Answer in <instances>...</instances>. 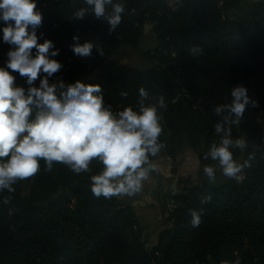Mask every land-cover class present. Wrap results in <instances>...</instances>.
Here are the masks:
<instances>
[{"label":"trees","instance_id":"trees-1","mask_svg":"<svg viewBox=\"0 0 264 264\" xmlns=\"http://www.w3.org/2000/svg\"><path fill=\"white\" fill-rule=\"evenodd\" d=\"M123 2L122 23L108 34L105 21L72 18L85 7L83 0H38L44 17L39 42L53 40L60 49L56 59L64 65L50 82L60 77L72 83L94 73L88 83L102 86L105 103L115 112L135 108L140 87L152 101L164 96V159H174L175 145L187 143L200 167L214 163L202 157L219 141L214 125L221 118L213 108L229 103L231 88L243 84L255 104L231 128L234 139L247 142L235 158L252 157L251 167L241 183L221 174V182L205 180L199 187L168 193L162 206L165 212L172 206L166 219L171 226L149 248L147 233L128 204L92 194L88 178L101 170L77 175L54 162L48 172L41 161L38 174L19 181L15 193L0 196V201L11 196L8 205L0 202V264H264V3L255 2L249 18L233 19L239 0ZM147 24L158 42L153 53L144 55L152 63L148 70L108 58L112 45L137 47ZM75 34L81 43L99 41L107 49L104 56L95 49L90 57L74 56L69 46ZM192 47L202 51L193 55ZM8 50L0 42V66ZM15 75L18 85L27 87L25 78ZM122 91L128 92L126 98ZM206 194L211 201L202 204ZM191 210L201 214L197 228L191 226Z\"/></svg>","mask_w":264,"mask_h":264},{"label":"clouds","instance_id":"clouds-1","mask_svg":"<svg viewBox=\"0 0 264 264\" xmlns=\"http://www.w3.org/2000/svg\"><path fill=\"white\" fill-rule=\"evenodd\" d=\"M85 7L72 13L74 20L94 18L109 25L108 34L121 25L126 8L123 0H83ZM134 14V10H133ZM38 0H0V42L7 44V59L0 66V196L15 193L19 181L34 177L41 171L51 172L54 162L67 166L74 174L91 172L95 160L102 170L90 176L91 192L96 198L133 197L159 172L154 161L166 148L162 111L167 109L164 96L150 98L144 87L138 90L135 108L118 112L105 103L102 86L76 80L72 83L58 77L64 65L56 59L60 49L51 39L40 41L37 29L43 24ZM69 46L73 55L90 57L95 49L104 56L99 41L72 36ZM199 47L190 52L198 55ZM25 78L27 87L17 83V75ZM38 82V85L36 82ZM121 97L128 92L122 91ZM229 103L213 108L220 117L214 125L219 141L210 145L203 160V173L214 183L217 169L227 178L241 183L243 172L251 167V159L235 158L247 148L244 138H233L231 125H239L250 103L255 101L248 88L237 84L231 88ZM227 113V115H224ZM204 195L201 203L211 201ZM8 205L11 196H3ZM191 226L199 227L201 214L191 210ZM235 264H240L239 260Z\"/></svg>","mask_w":264,"mask_h":264},{"label":"rangeland","instance_id":"rangeland-1","mask_svg":"<svg viewBox=\"0 0 264 264\" xmlns=\"http://www.w3.org/2000/svg\"><path fill=\"white\" fill-rule=\"evenodd\" d=\"M255 2L264 3V0H239V6L230 14V17L233 19L249 18ZM152 27V24L145 26L137 47L129 45H112L108 47L109 52L112 53L108 58L140 71L148 70L152 63L144 55L145 53H153L158 47L157 38ZM101 48L104 53L107 51L106 47L102 45ZM94 75V73H91L81 80L88 83L91 81L89 78L94 77ZM260 125L264 133L262 121H260ZM174 148V159H164L167 154L166 149L162 150L157 158H154L159 166V172L153 173L152 181L145 184L141 193L133 197L123 196L118 198L119 201L128 204L136 214L138 221L147 233L146 242L149 248L157 243L159 233L171 226V223H167L166 219L168 213L172 210V206L168 205L166 212L162 206V202L166 200L168 193L176 195L192 187H199L205 180H209L202 171L203 167L199 166L197 155L187 143H184L181 147L175 145ZM102 168L101 164H93L91 172L93 174L95 171L102 170ZM220 175L221 171L218 168L215 182L223 181ZM88 180L91 182L90 177Z\"/></svg>","mask_w":264,"mask_h":264},{"label":"crops","instance_id":"crops-1","mask_svg":"<svg viewBox=\"0 0 264 264\" xmlns=\"http://www.w3.org/2000/svg\"><path fill=\"white\" fill-rule=\"evenodd\" d=\"M91 81H94V79H95V75H94V77H92V78H89ZM117 198V197H116ZM118 199V198H117Z\"/></svg>","mask_w":264,"mask_h":264}]
</instances>
